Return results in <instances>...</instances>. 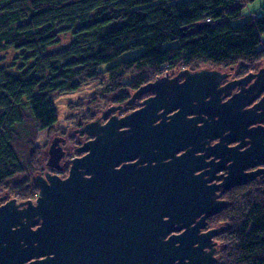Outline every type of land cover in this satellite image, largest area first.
<instances>
[{
	"label": "water",
	"instance_id": "95a60500",
	"mask_svg": "<svg viewBox=\"0 0 264 264\" xmlns=\"http://www.w3.org/2000/svg\"><path fill=\"white\" fill-rule=\"evenodd\" d=\"M231 74L159 76L125 103L148 94L140 107L119 116L123 104L111 105L105 123H86L93 138L78 146L84 154L66 178L37 174L35 201L0 205V264L213 263L225 225L202 231L208 218L228 206L226 191L264 176V167L248 170L264 164V96L253 103L264 67L222 84ZM62 141L48 151L56 170Z\"/></svg>",
	"mask_w": 264,
	"mask_h": 264
},
{
	"label": "trees",
	"instance_id": "16d2710c",
	"mask_svg": "<svg viewBox=\"0 0 264 264\" xmlns=\"http://www.w3.org/2000/svg\"><path fill=\"white\" fill-rule=\"evenodd\" d=\"M260 1L261 13L248 18L243 0H0V189L20 200L38 195L32 139L58 121L56 94L107 75L122 104L166 70L239 65L248 73L264 57ZM63 32L71 40L48 50ZM10 49L15 65L1 63ZM24 137L28 157L17 148ZM224 198L228 206L212 218L225 225L216 264H264V188L249 182Z\"/></svg>",
	"mask_w": 264,
	"mask_h": 264
},
{
	"label": "rangeland",
	"instance_id": "374dc122",
	"mask_svg": "<svg viewBox=\"0 0 264 264\" xmlns=\"http://www.w3.org/2000/svg\"><path fill=\"white\" fill-rule=\"evenodd\" d=\"M241 3H243L245 7L246 17L252 18V16H255L261 13L259 6L262 2L260 0H243V2ZM59 37H60V41L53 47H50L48 50H53L55 48L62 47L69 40H71L70 34L68 32L61 33ZM132 54L133 52L127 53L124 55V57L131 56ZM16 55L17 54L14 51V49H10L6 51L5 53L1 55V58L3 59L1 63L15 65ZM203 67L205 66H202L201 68ZM261 67H264V57L261 58L259 61H257L252 68H249L247 72L251 70L257 72ZM181 70L183 69L173 70L169 73L166 70L163 75L174 76ZM225 71H231L233 75L235 76L236 75L238 76L243 73L245 74V72H243V69L240 68L239 65H236L234 70L225 69ZM109 86H110V79L106 75L102 79L90 80L88 82L83 83L80 86V88H78L77 90L63 92V93L56 94L53 96V99H52L53 104L58 111V121L53 125L51 129L47 128V129L36 131L35 136L32 139L35 141L34 146L39 150V156L37 158V165H36L37 166L36 175L43 174L44 173L43 171H46L48 169L49 166H47L46 160L48 159V156H49L48 151H49L50 145L55 137L63 136L66 138V142L63 145L66 151L68 152L64 159H65V162H71L70 159H72L73 155L77 153V150L75 149V144L77 143V140H80V139L84 140L85 138V137L81 138L79 133H77L73 129L80 128L81 127L80 123L90 122L92 119L99 116L103 111H105L111 105H118V103L114 102L111 99L114 96V94L110 93ZM129 94L131 97L132 96L131 90H129ZM147 95L148 94L144 95L143 97H146ZM143 97L136 101L141 102ZM137 102L133 103L132 105H126L123 102L122 103L123 109L122 110L120 109L121 110L120 113L121 114L128 113V112H131V109L136 108L137 106L139 107L141 104ZM29 124L26 125L24 128V132L27 133L26 134L27 137L30 136L28 134L33 133V127ZM67 137L69 138V141L67 140ZM32 140L30 139L31 143H32ZM28 144H29V140H25V137L24 139H22V141H19L17 143V148L21 151L23 156H27V157L30 155V152H29L30 149H28ZM24 178H25L24 174H21L18 176V179L20 180ZM252 182L255 183L257 186L264 188L263 182H260V181L259 182L252 181ZM4 194L8 198L14 197L10 193H8L6 190L0 189V196ZM37 196L34 198H30V199H33L35 201ZM17 199L20 200L19 198ZM215 224L223 225V222L221 223L216 222ZM219 239H220V246L222 250L223 237L220 235ZM221 250L218 252V256H217L218 260L220 258Z\"/></svg>",
	"mask_w": 264,
	"mask_h": 264
},
{
	"label": "flooded vegetation",
	"instance_id": "af4514ba",
	"mask_svg": "<svg viewBox=\"0 0 264 264\" xmlns=\"http://www.w3.org/2000/svg\"><path fill=\"white\" fill-rule=\"evenodd\" d=\"M230 73H232L231 71H229ZM249 72H256V71H249ZM248 72V73H249ZM248 73H246V74H248ZM246 74H240V75H233V73L231 74V76L229 77V78H227V79H225L224 81H223V83L222 84H225V83H227L228 81H230V80H233V79H238V78H241V77H244ZM254 80V79H253ZM252 80V81H253ZM238 90H240V88L238 87V88H236V89H234L233 91H232V93H235L236 91H238ZM264 96V92H262L259 96H258V98H257V100H255L253 103H255V102H257L260 98H262ZM252 105V104H251ZM140 107V106H139ZM247 107H250V105L249 106H247ZM136 108H138V106L136 107ZM136 108H133V109H131V111L132 110H134V109H136ZM123 108H121V110H122ZM121 110H118V111H116V112H114V113H116V114H118L119 116H122V115H124V114H127V113H124V114H121L120 113V111ZM129 113V112H128ZM103 114H104V111L99 115V116H97V117H95L94 119H92L91 121H93V120H95V119H100L101 120V123L103 124V123H105L107 120H108V118L110 117V116H107V117H103ZM87 123V122H86ZM86 123H80L81 124V127L80 128H77L76 129V132L77 133H79V135H80V137L82 138V137H85L84 138V140H82V139H80V140H77V143L75 144V149H77L78 148V146H80L81 144H83L84 142H86V141H88V140H90V139H92L93 138V136H90L89 134H87V133H85V132H83L82 131V129H83V127H84V125L86 124ZM62 138H63V141H62V145L66 142V138L65 137H63V136H61ZM67 140L69 141V138L67 137ZM217 140H214L212 143H215ZM234 144H236V143H231V145H234ZM63 147H64V145H63ZM66 150V149H65ZM67 152L68 151H66V155H67ZM84 153H80V152H78L77 151V153L76 154H74L73 155V158L74 157H77V156H81V155H83ZM66 157V156H65ZM64 159V158H63ZM62 159V161H61V165H62V169H60V170H56V169H53V168H50V167H48V169L46 170V171H43L44 173L45 172H47V171H51L52 173H58L62 178H66L67 176H68V174H69V169H70V165H71V162H65V159L63 160ZM72 159H70V161H71ZM46 162H47V160H46ZM260 167H264V164L263 165H257V166H255L254 168H248V170H254V169H257V168H260ZM43 173V174H44ZM220 173H222V171L220 172ZM252 181H256V182H263V184H264V176L262 177V176H257L254 180H252ZM251 181V182H252ZM224 195H225V193L223 194V196H222V198H224ZM2 196H0V198H1ZM8 199H10V198H6V199H4V200H0V205H2V204H4V203H6L7 202V200ZM18 201H22V200H18ZM217 215V214H216ZM215 216V215H214ZM214 216H211V217H209L208 218V224H207V226H206V228L205 229H202V231H206V230H208V229H211V228H215V227H220V226H222V225H217V224H215V223H213V220H212V218L214 217ZM220 235H221V232L218 234V235H216V236H214L213 237V242L212 243H214L213 244V247L215 248V256H216V260L213 262V263H211V264H216V262H217V260H218V258H217V256H218V252L221 250V246H220Z\"/></svg>",
	"mask_w": 264,
	"mask_h": 264
},
{
	"label": "built area",
	"instance_id": "2783aa9c",
	"mask_svg": "<svg viewBox=\"0 0 264 264\" xmlns=\"http://www.w3.org/2000/svg\"><path fill=\"white\" fill-rule=\"evenodd\" d=\"M257 17V15H255V16H252V18H256ZM208 20H210V19H208Z\"/></svg>",
	"mask_w": 264,
	"mask_h": 264
}]
</instances>
